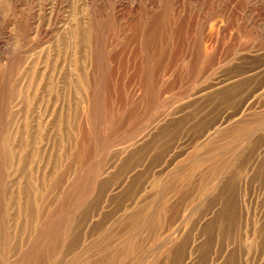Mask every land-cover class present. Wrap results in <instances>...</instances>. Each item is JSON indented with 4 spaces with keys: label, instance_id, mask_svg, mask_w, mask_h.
<instances>
[{
    "label": "rangeland",
    "instance_id": "rangeland-1",
    "mask_svg": "<svg viewBox=\"0 0 264 264\" xmlns=\"http://www.w3.org/2000/svg\"><path fill=\"white\" fill-rule=\"evenodd\" d=\"M0 264H264V0H0Z\"/></svg>",
    "mask_w": 264,
    "mask_h": 264
}]
</instances>
